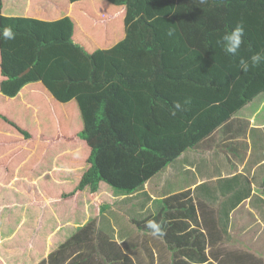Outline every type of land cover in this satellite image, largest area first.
Masks as SVG:
<instances>
[{
    "label": "trees",
    "instance_id": "16d2710c",
    "mask_svg": "<svg viewBox=\"0 0 264 264\" xmlns=\"http://www.w3.org/2000/svg\"><path fill=\"white\" fill-rule=\"evenodd\" d=\"M106 1L124 6L125 35L91 52L74 40L68 15L52 21L0 15V31L10 26L15 33L11 40L0 35V92L14 97L25 84L40 81L56 100L75 99L83 124L77 135L90 148L81 187L93 193L104 182L124 195L120 213L100 208L49 255L51 264H61L60 256L71 257L67 264H137L139 255L149 260L152 253L135 252V259L123 248L127 226L145 228L134 209L126 210L127 220L125 205L134 201L142 209L150 199L147 181L184 152L203 148L215 131L230 129L236 113L264 92V64L247 72L239 67L240 59L250 62L264 53V0ZM89 9L103 12L100 4ZM238 23L244 43L232 56L218 41ZM91 27L86 16L78 18L79 32L99 39L100 29Z\"/></svg>",
    "mask_w": 264,
    "mask_h": 264
},
{
    "label": "crops",
    "instance_id": "0c3cea01",
    "mask_svg": "<svg viewBox=\"0 0 264 264\" xmlns=\"http://www.w3.org/2000/svg\"><path fill=\"white\" fill-rule=\"evenodd\" d=\"M94 4H100L107 15L99 17L98 14L90 13L89 8ZM111 12H118V17L112 18L110 24H113V30L111 33L104 32V37L114 34L118 38L113 42L96 41L92 34L88 35L89 30L79 32V17L86 16L93 25L91 29H100L102 21L107 26V20L113 14L110 15ZM124 13V6L111 5L106 0H79L72 3L69 0H1L0 4L2 16L52 21L68 15L74 23V40L88 52L96 48H109L124 37ZM116 22L120 23L119 29ZM3 79L0 70V82ZM0 101V106L5 109L9 106L4 103L16 101L17 106L11 109L26 110L34 123L33 133L28 131L31 135L25 138L1 115L22 129L23 126L9 118L5 111H0V122L5 124L0 129V264H51L49 255L93 219L100 208L109 207L116 214L120 213L116 206L124 204L120 201L124 195L116 194L101 182L96 192H90V196L84 193L78 198L76 191L80 189L82 176L73 178L81 181L78 184L68 181L74 182L66 173L69 167L58 161L50 167L51 173L47 169L43 172L35 161V165L28 163L29 168L23 173L28 176L26 181L29 185L9 189L3 170H7L10 164L16 172L23 168L26 153L27 158L34 156L33 151H26L27 147L19 151V143H37L35 154L41 160L36 162H42L48 157L40 156L42 144L47 141L43 142L39 138L42 135L47 140L53 137L46 129V120L57 121L56 126L66 132L72 129L74 139L82 142L84 140L77 134L83 124L76 100H56L40 81L25 84L14 97L0 92ZM70 104L73 106L69 110L65 109ZM60 114L63 119L65 115L69 116L67 119H70V123L59 125ZM13 135L15 137L11 139ZM14 141L17 144L13 146L11 142ZM50 149L52 153H49V157L53 158L56 153ZM178 158L176 166L170 169L172 164H169L146 182L144 191L150 199L142 209L139 207L141 204L133 207L135 202L131 201L122 212L129 220L126 210L134 209L137 223L145 224L144 230L129 225L125 233L121 232V236L128 238L123 241L128 243L131 253L138 254L140 251L153 254L149 256L150 261L148 257L141 259L139 255L137 264H264V92L236 113L230 129L220 133L215 131L203 148L184 152ZM85 164L88 165L86 161ZM166 171L168 174L163 176ZM63 198L70 199L66 203L61 200L58 202V199ZM31 205L41 206L40 211L29 210ZM45 210L48 218L42 222L37 220V212ZM12 219V225L6 228L5 222L9 223ZM150 220L162 222L168 236L153 237L146 228ZM123 241L118 244L121 245ZM70 258L62 260L61 256L58 257L61 264H67Z\"/></svg>",
    "mask_w": 264,
    "mask_h": 264
},
{
    "label": "rangeland",
    "instance_id": "374dc122",
    "mask_svg": "<svg viewBox=\"0 0 264 264\" xmlns=\"http://www.w3.org/2000/svg\"><path fill=\"white\" fill-rule=\"evenodd\" d=\"M63 1L65 2L66 0H63ZM124 11H125V9H124ZM79 13L82 14L81 12H79ZM98 15H99V17H104L107 14H106V12H103L101 14L98 13ZM110 15H111V17H110L109 20H107V23H106L107 26H104L103 21L101 22L100 32H99V33H101V37L99 39H96V38L93 37V39H95L96 41H99L100 40L102 42H104V41L105 42H108V41L109 42H113L115 39L118 38L117 36H113L114 34L113 35L111 34V35L107 36V38L104 37V32L111 33V31L113 30L112 29L113 24H110V21H112L113 20L112 18L114 16H116L117 14H115L114 12H111ZM77 18H78V16H77ZM118 20H120V19L118 18ZM116 23L118 24L117 27L119 29L120 28V23L119 22H116ZM83 31H84V29H83ZM85 32H88V31L85 30ZM91 34H92L91 32H90V34L88 33V35H91ZM0 104H2L1 101H0ZM4 104L6 106H9V107L5 109L4 106L3 107L0 106V111H5L6 114H7V116L9 118H12L13 120L17 121V123L21 124L23 126V129H25L27 133H28V131H31L33 133L34 123H33L32 118L28 115L29 112H27L26 110H24V112H22V111H19L17 109H11V108H14L15 106H17L16 105L17 104L16 101H8V102H6ZM71 106H73V105L70 104L65 109L69 110V108ZM56 109H58V106H56ZM61 109H63V108H61ZM63 112H64V110H63ZM59 117H60L58 119V124L59 125L70 123V119H67V118H69V116L66 117V115H65V119H63L64 117H62V115L60 114ZM78 117H79V119L81 121L80 116H78ZM55 122H57V121H55ZM55 122L52 119L51 120L48 119V120L45 121V124L48 123L46 125V129H47V131H50V133L52 134L53 137L51 139L47 140L42 135L39 138L43 142L44 141H47L48 142V143L47 142H44L42 144L43 151L40 154V156H48L42 162H36L38 159L41 160V158L39 156H36L37 154H35V150H36V147H37V143L29 144V145H23V144L19 143V147H20L19 151H21L22 148L27 147L26 151H29V152L33 151L32 153H33L34 156H32L31 158H27L26 157V154L27 153H26L24 155L25 164H24L23 168H21L20 170H18L16 172H14V170L10 166V164L8 166L10 168H8L7 165H6L7 170L4 169L3 171H4V175L6 173V178H7V183L6 184L9 183V186H7V187H9V189H12V188L13 189H15V188L16 189H19L22 186L23 187H25V186L27 187L29 185V182L26 181V179H27L28 176L25 173H23L25 171V169L29 168L28 163H30V165H31V163H33V165H35V163H36L37 167L39 166V167H41L43 169V172H45L46 171L45 169H47V170L50 171L49 173H51V170L52 169L50 167L54 165L55 161H58V163L59 162H63L64 163V166L66 165L67 167H69L68 170H66L67 171L66 173L68 175H70V178L71 179H73L74 177H75V179L81 178V176H82V170H85L88 167V165L85 164V161L87 159L88 153L90 152V148H89V146L87 145V143L85 141L82 142V141H79V140H75L74 139L75 134H74V131L72 129H71V132H66L61 127H59L60 128L59 129L58 126H56ZM4 125L5 124H3L2 122H0V129ZM66 130H69V128L66 129ZM53 133L57 134V136H54ZM29 135H31V134H29ZM33 135H36V134H33ZM23 136H25V135H23ZM14 137H15L14 135L11 136V139L14 138ZM37 137H38V132H37ZM25 138H26V136H25ZM11 144L14 146L17 143L14 141V142H11ZM50 148L54 149L55 150V153H56V155H53L52 156L53 158H50L49 157V153H52V150ZM82 148H84L85 150L82 149ZM34 161H35V163H34ZM176 163L177 162L175 161V163L172 164V166L170 167V169L173 168L174 166H176ZM28 173H29V171H28ZM167 174H168V172L166 171L162 175L163 176H166ZM75 179H73L74 182L72 180H68V181L72 182L73 184H75L76 182H77V184L79 182H81V181H78V180H75ZM0 181H2L1 178H0ZM79 188L80 189L76 191L78 198H80V196L82 194H84V193L85 194L87 193L90 196L89 188H87V187L82 188L80 186V184H79ZM3 189H5V188H3ZM27 191H28V189H27ZM15 196L16 197H19V195H15ZM69 199L70 198L58 199V202H59V200H61V201H65V203H66L67 200H69ZM39 208H41V206H37V205H33L32 206L31 205V206L28 207L29 210L30 209H33V210L36 209L37 211H40ZM116 208L119 209V210H121L122 209V206L118 204L116 206ZM56 209L57 210L59 209L58 208V205H57ZM37 214H38V219L37 220H40L41 222L44 219H47L48 218V215H46L47 214L46 210L43 211L42 213H38L37 212ZM89 218L90 217L88 216L87 219H89ZM12 222H13V219L10 220L9 223L5 222V225L4 226H6V228H8V227H10L12 225ZM121 245H123V244H121ZM128 251H129V249H128ZM129 254L132 255L133 253H131V251H129ZM132 256H134V258L136 259V255L133 254Z\"/></svg>",
    "mask_w": 264,
    "mask_h": 264
},
{
    "label": "clouds",
    "instance_id": "9594fccd",
    "mask_svg": "<svg viewBox=\"0 0 264 264\" xmlns=\"http://www.w3.org/2000/svg\"><path fill=\"white\" fill-rule=\"evenodd\" d=\"M200 4L206 3V0H199ZM173 30L168 31V35L172 36ZM0 35L5 40H11L15 38V33L10 26H6L0 31ZM245 37V28L242 23H238L229 33H226L222 36L221 40L218 43L221 44L224 52L226 54H231L235 56L238 54L242 44L244 43ZM261 64H264V53L257 52L250 57L249 60L240 59L239 67L243 72L249 71L250 67H257ZM176 108H181L179 103L176 104ZM146 228L150 230V234L153 237H163L165 232L162 225V222H156L150 220L146 224Z\"/></svg>",
    "mask_w": 264,
    "mask_h": 264
},
{
    "label": "water",
    "instance_id": "95a60500",
    "mask_svg": "<svg viewBox=\"0 0 264 264\" xmlns=\"http://www.w3.org/2000/svg\"><path fill=\"white\" fill-rule=\"evenodd\" d=\"M29 70V68H27L24 72H22L20 75L26 73Z\"/></svg>",
    "mask_w": 264,
    "mask_h": 264
}]
</instances>
